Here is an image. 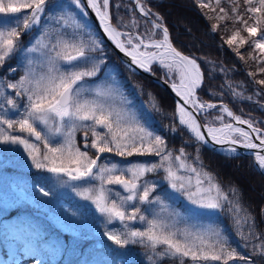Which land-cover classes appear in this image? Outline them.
<instances>
[{
	"label": "snow or ice",
	"instance_id": "snow-or-ice-1",
	"mask_svg": "<svg viewBox=\"0 0 264 264\" xmlns=\"http://www.w3.org/2000/svg\"><path fill=\"white\" fill-rule=\"evenodd\" d=\"M52 3L53 0H8L5 4L4 0H0V14H4L0 16V68L13 53L21 50L19 43L22 32L30 31L34 27L40 29L41 19L45 18L43 29L38 37L34 38V43L23 49L26 53H40V60L29 59L24 74L15 82L6 83L7 89L14 90L16 97H25L26 102L22 106L23 111H20L21 105L8 97V107H0V111L15 110L19 113L17 119L0 115V145L21 146L34 169L50 174L47 189L45 186H36L43 196L53 195L56 186L70 185L81 199L90 201L96 211L105 218L103 235L119 248L136 242L147 243L153 255L161 261L179 258L180 264H185V260H189L191 264H206L209 261L229 264L236 252L234 249L229 250L230 238L221 230L177 229L174 223L156 216L147 219L141 214V209L130 202H151L150 193L157 184L143 178L147 173L163 169L166 173L164 179L172 189L182 193L194 206V214H202L204 210L210 213L223 211L227 202L229 213L234 212L236 215L237 230L234 234L247 246V242L258 237L254 218L246 209L241 208L239 197L236 195L238 190L230 189L236 199L229 200L221 186L214 181L212 174L203 170L199 148L196 161L200 168H197L187 161L183 148L179 150V155L174 156L172 151L167 150L165 140L143 126L133 112L110 103L109 100L117 94L113 84H108L106 88L102 84L95 87L85 84L86 78L96 77L104 64V60L96 59L92 55L97 50L103 55L101 42L93 38L90 32L88 38H84L86 25L77 19V13L74 11H64L56 17L55 22L59 27L55 30V42L46 39L52 35V30L48 27L51 17L46 15V10ZM245 3L248 5L247 12L256 17L257 25L247 27V32L249 37H256L258 27L264 25V0H255L258 6H253L254 0H245ZM135 4L144 17L150 15V10L141 0H135ZM71 5H75L83 17L88 15V9L95 13L103 32L117 49L131 58L128 64L130 69L135 65L139 69L151 71V65L156 63L165 70V75L171 79V88L181 98L175 109L179 124L187 128L198 144L219 145L220 151L230 157L241 154L238 147L256 150L248 154L255 156L259 170L264 171V130L255 127L252 120L234 115L227 105L203 103L198 99L197 90L203 83L198 58L184 55L177 50L171 42L168 28L162 22L153 20V29L149 30L151 34L141 36L132 31H121L119 24L114 25L111 22L110 0H86V3L84 0H71ZM115 7L119 11L121 4L117 3ZM25 9L29 12L23 14L22 10ZM220 11L224 12V9ZM232 12L236 14V20L242 19L236 7L232 8ZM226 15H220L218 19L223 20ZM242 22L247 26L246 21ZM70 24L72 30L68 31ZM136 24L137 21L133 18L131 26L135 27ZM215 28L216 25H213V30ZM156 30L161 33L160 39L155 38ZM237 40L239 45L249 42L241 36L240 31H236L226 43L231 46L237 44ZM251 43L254 49L264 54V28H261L259 38L251 40ZM253 59L264 63V56ZM34 63H38L39 67L45 70L38 73L32 67ZM15 71V67L9 68V74H14ZM258 71L264 73V67H259ZM257 83L264 85V80ZM228 86L231 87L230 84ZM4 88L5 78L0 77V96L4 95ZM234 95L239 96L242 93ZM125 102L121 97V103ZM189 107L194 109L195 113L218 109L220 115L213 124L201 125ZM261 107L264 108V105ZM224 114L232 122L226 123ZM217 121L219 127L214 126ZM240 125H247V130ZM4 126H7V130ZM38 126H43V133L37 130ZM17 127L20 133L27 134V138L12 134L10 130ZM202 128L206 129V133ZM80 129L84 130L83 151L76 143V132ZM172 131H175V128ZM252 134H256L255 139L259 144L254 142ZM56 137L61 138L59 143H54ZM33 138L35 142H32ZM40 143L43 144V151ZM88 149L95 150V158L89 155ZM104 153H115L120 157H131L134 154L155 155L159 158V163L137 162L128 164L127 167H121L118 163H100ZM13 163L11 160L0 161V167H9ZM20 191L22 189L18 184H9L7 189L0 193V198L6 205L8 200L15 199ZM155 200L159 202L160 198L156 197ZM242 210L246 214L240 217ZM71 215L76 217L77 214L73 212ZM137 220L146 222L147 227L140 230L129 226L130 222ZM113 222H119L122 228L110 229L108 226ZM0 223L3 228L0 243L5 247V256L0 259V264H23L18 252L25 256L39 253L43 257L46 253L59 251L62 247L59 242L46 239L47 234L27 219L18 220L15 224L7 221ZM58 226L74 238H81L80 231L70 226ZM245 226L249 228L247 233L243 231ZM259 247L264 249V244ZM158 248L161 250L157 251ZM148 260L156 264L153 256H149ZM36 264H41V261L37 260Z\"/></svg>",
	"mask_w": 264,
	"mask_h": 264
},
{
	"label": "trees",
	"instance_id": "trees-1",
	"mask_svg": "<svg viewBox=\"0 0 264 264\" xmlns=\"http://www.w3.org/2000/svg\"><path fill=\"white\" fill-rule=\"evenodd\" d=\"M201 4L200 0H155L149 3V6L159 16V21L168 28L173 45L183 53L198 58L203 73L202 87L197 90L200 99L221 101L228 104L237 115L263 119L264 108L261 105H264V85L258 84L257 81L264 80V73L258 71L259 67H264V63L253 57H261L264 54L254 49L249 42L237 49L233 48L234 45L229 46L226 43L229 30L234 27V23L253 19V15L246 10L248 6L245 0H228V4L227 0L221 2V4H227L228 7L232 4L237 8L242 18L239 21L235 19L236 14L231 10H228L229 14L223 20L213 17L209 14V8ZM215 19L218 20L214 24ZM213 25H216L215 30H213ZM92 27L100 38L103 49V55L99 50L97 51L99 59L104 60L101 70L105 66L111 68L139 115L140 121L155 135H160L165 140L167 150L172 151L174 156L179 155V150L183 148L187 154V161L197 168H200V164L196 161L197 148H199L203 170L212 174L214 181L221 186L229 200L236 199L230 189L238 190L236 195L239 197L241 208L246 209L247 213L254 218L258 238L247 242L245 246V242L234 234L237 230L236 215L234 212L229 213L227 202L224 204L223 211L194 214L173 194L169 182L163 179L166 175L163 169L150 173L151 176L160 180L156 188L160 196L165 202L189 215L190 218L199 222H210L213 226L212 230L219 229L228 236L230 238L229 250L234 249L236 252V256L229 260V264H264V254H262L264 249L259 247L264 244V174L257 170L253 158L245 155L226 156L198 144L177 122L173 96L150 78L127 69L118 60L115 52L105 43L96 28L93 25ZM247 38L250 37L247 36ZM210 66H214L216 70L222 69L226 75L212 71ZM153 70L158 75H162L159 70ZM249 73L254 75H249ZM238 83H242L250 92L256 93L258 99H240L234 95V85ZM229 84L231 87L228 86ZM173 128L175 131H172ZM131 158L142 161L150 158L149 163H159V158L155 155L134 154ZM142 206V203L138 205L139 208ZM148 212L147 208L146 213ZM245 214L242 210L239 215L243 217ZM22 219H27L39 226L47 234L46 239L62 244L59 251L46 253L43 257L39 253L25 256L22 252H18L21 260L28 264H36L37 260H40L41 264H85V262L87 264H118L120 258L127 264H152V261L148 260L149 256H153L156 264H180L179 258L161 261L159 257L153 255L147 243L136 242L119 248L112 241L105 239L100 247H95L92 245L91 238L85 239L82 236L77 239L62 234L49 222L34 214L25 213L21 208L6 209L0 212V222L7 221L15 224ZM65 222L78 228L70 218H65ZM248 230V226L243 228L245 233ZM2 232V223H0V233ZM4 256L5 247L3 243H0V259ZM188 262L189 260H185V264ZM209 264H222V262L210 261Z\"/></svg>",
	"mask_w": 264,
	"mask_h": 264
},
{
	"label": "rangeland",
	"instance_id": "rangeland-1",
	"mask_svg": "<svg viewBox=\"0 0 264 264\" xmlns=\"http://www.w3.org/2000/svg\"><path fill=\"white\" fill-rule=\"evenodd\" d=\"M154 1L155 0H142L141 3L150 10V15L155 17L159 21V16L149 6V3ZM222 1L223 0H219V3H217V0H200V3H202L201 5H207V7L210 10L209 14H212L213 17L218 18V16L220 15H225V13L228 15L229 14L228 10L232 11V8L235 7L232 4H230L229 6L230 8H229L227 5L228 0H227V4H221ZM7 2L8 0H4L5 4ZM117 3L121 4L119 11H117V8L115 7ZM61 5H63L64 7H61ZM69 5H71V0H53L52 5L49 7L48 10H46V15H50L51 17V19L49 20L48 27L52 30V35L50 37H46V39H51L52 42L54 43L55 30L59 27V25H57L55 22V18L61 15L64 11H74L77 13V19L81 20V22L86 25V28L84 29V38L87 39L88 33L90 32L93 38L101 42L100 38L96 35V31L92 27L93 24L89 15L83 17L82 15L79 14V10L75 8V5H71L70 7ZM253 6H258V4L255 3V0ZM221 9H224V12H221L220 11ZM22 12L23 14H26L29 12V10L25 9L22 10ZM109 12L111 16V22L114 23L115 25L119 24L121 31H125V32L132 31L134 34L141 36L151 34L149 30L153 29V24L150 23L147 18L141 16L136 11L131 0H110ZM3 15L4 14H0V16ZM9 15L11 16V15H21V14H9ZM133 18L137 21L135 27L131 26ZM217 20L218 19H215L214 24ZM245 21L247 22V26H245V24L242 21L240 23H234V27H232L229 30V37H231L234 34V32L240 31L241 36L245 37V39L248 40L249 43H251V40L259 38L260 30L261 28H264V25L258 27V32L256 37L247 38V36L249 37L247 32V27L257 26L256 17L253 16V19L245 20ZM44 23H45V18L42 17L40 29L34 27L30 31L22 32L19 43V47L21 50L13 53L11 58L6 61V63L3 65L2 68H0V77L5 78L4 95L0 96V107L7 108L8 106L6 105V98L11 97L15 99L19 105H21L20 111H23L22 106L26 102V98L25 97L17 98L15 96L14 90L7 89L6 83L15 82L21 75L24 74V70L25 67L27 66V62L29 59L33 61L40 60V53L38 52L26 53L25 51H23V49L28 48L31 43H34V38L38 37L40 31L43 29ZM71 30L72 27L70 24L68 31ZM155 38L156 39L161 38V33L158 30H156ZM240 46L241 45L238 44V40H237V44H234L233 48L237 49ZM97 51L92 55L96 59H99L98 56L99 53H97ZM124 66L127 69H129L126 65ZM12 67H15L16 71L14 74H9V68ZM32 67H34L38 73L45 70L39 67L38 63H34ZM151 67L152 69L159 70L163 77L171 80L169 77L165 75V70L162 69L160 66H158V64L154 63L153 65H151ZM210 68L212 69V71L220 72V74H222L223 76L226 75L224 74L222 69L216 70L214 66H210ZM106 73H108L107 76ZM113 77L115 78V83H113ZM85 84L93 87L102 84V86L105 88L107 87L108 84H113L117 94L115 98L109 100V102L117 107H124L129 109L131 112L135 114L136 119L140 121L139 115L136 113V110L132 106L130 99L125 95L123 89L121 88L118 82V79L116 78L115 74L112 72L109 66H105L104 69H102L96 77L86 78ZM234 87H235L234 93H242V95L239 96L236 95L238 98L242 99V98L251 97L252 100L258 99L257 94L250 92L248 89L244 87L242 83L235 84ZM121 97H123L126 100V102L123 104L121 103ZM200 100L203 103H205L202 99ZM0 115H6L7 118L17 119L19 113L15 110L11 112L0 111ZM219 115L220 112L218 109L205 110L201 112V116L204 122L207 124H213L216 117ZM238 116H241L242 119L252 120L255 127L264 130V118L254 119L248 115H238ZM224 121L226 123L230 122V119L227 117L226 114H224ZM140 123L143 126L147 127L142 121H140ZM214 126L219 127L220 126L219 122L217 121L214 124ZM4 127L7 130V126ZM37 130L42 131V133L44 132L43 126H38ZM10 131L12 132V134L22 135L25 138H27V134L20 133L18 127ZM83 131H84L83 129H80L76 132V143L78 146L81 147L82 151L85 150L81 146L82 140L80 139V134ZM60 139H61L60 137L54 138V143H59ZM32 142H35L34 138ZM88 142L89 144L91 142V132H89ZM40 147H41V151H43L42 143H40ZM88 152L90 156L95 158V150L88 149ZM6 160H11L14 163L12 164V166L9 167H0V193L6 190L7 186L12 183L18 184L22 189V191L16 194L15 199L10 198L6 205L2 202V198H0V212L6 209L21 208L22 210H24L25 213H29L31 215L34 214L35 216L44 219L46 222H49V224L60 233L72 236L69 232L62 230V228L58 226V225H65L72 227L71 225L65 222V218H70L71 221L73 223H76V226L78 227V228L76 227H72V228L74 230L80 231L81 237L84 236L91 238V240H93L92 245H94L95 247H100L103 243L102 241L107 239V237L103 235L105 231V218L96 211L95 207L91 204L90 201H85L81 199L76 194V192L73 191V188L70 185L56 186L54 189V194L48 197L43 196V194L39 192L38 187L36 186L37 185L45 186L47 189V181L49 179L50 174L45 171L34 169L31 166L30 160L27 158V155L23 151L21 146L0 145V161H6ZM99 162L109 163V164L118 163L121 167H127L128 164H133L137 162L149 163L150 158L142 161L139 159H133L131 157H120L115 153H104L101 155V159ZM143 179L148 180L150 182H155L157 185H158V181L160 183L159 178H155L154 176H151L150 173H147ZM26 185H28V187H26ZM156 188L153 190L152 193H150L151 202L142 203L143 206L140 208L141 214L146 216L147 219L150 220L154 216H156L170 223H174L175 228L177 229L188 228L192 231H195L198 228L213 229V226L210 222H199L196 219H192L190 218L189 215L184 214L182 211L174 208L169 203L165 202L164 198L160 196ZM171 191L176 196V198L181 200L184 204H186L190 210L194 208V206L187 201L186 197H184L182 193L176 192L174 189H171ZM156 197L160 198L159 202H156L155 200ZM130 204L138 207L140 203L138 201H132L130 202ZM147 208L149 211L148 213H146ZM128 211L129 212L131 211V207L128 208ZM73 212L77 214L76 217H73L71 215V213ZM203 213L210 214V212H208L207 210H204ZM129 226L132 228H138L140 230H144L147 227V223L137 220L134 222H130ZM108 227L110 229L122 228V225H120L119 222H113V224L109 225ZM118 261H119L118 264H127L124 260H122V258H120ZM209 262H206V264H209ZM186 264H191V262L189 261Z\"/></svg>",
	"mask_w": 264,
	"mask_h": 264
},
{
	"label": "water",
	"instance_id": "water-1",
	"mask_svg": "<svg viewBox=\"0 0 264 264\" xmlns=\"http://www.w3.org/2000/svg\"><path fill=\"white\" fill-rule=\"evenodd\" d=\"M132 3H133V6L134 8L136 9V11L141 15L143 16L142 13H140L139 11V8L136 6L135 4V0H131ZM84 3H86V0H84ZM88 11V15L94 25V27L97 29L98 33L101 35V37L103 38V40L105 41V43L115 52L116 56L118 57V59L128 67V64H130V61H131V58L130 57H127L124 53H122L119 49H117L115 47V45L113 44V42L107 37V35L103 32V28L100 26L99 24V21H98V18L95 16V13L92 12L90 9L87 10ZM144 17V16H143ZM149 20L150 23H152L153 20H155L157 23H161L159 21H157L155 18H153L151 15H149L148 17H145ZM114 24V23H113ZM115 25V24H114ZM165 26V25H164ZM172 42V41H171ZM173 44V43H172ZM175 47V46H174ZM179 50V49H177ZM180 51V50H179ZM182 54L184 55H188L186 53H183L182 51H180ZM190 56V55H189ZM192 57V56H190ZM194 58V57H193ZM129 68V67H128ZM130 69V68H129ZM132 69H135V71H133ZM131 71L135 72V73H138V74H142L148 78H150L155 84L159 85L161 88H163L165 91H167L169 94H171L174 98V101H175V104L177 106V102L181 101V98L178 97L175 93V91L171 88V80L167 79V78H164L163 76H159L157 75L152 69L151 71H145L143 69H139L138 66H135L133 65L132 68L130 69ZM197 97H198V94H197ZM17 98H20V97H17ZM199 99V98H198ZM205 103H214V104H217V105H220V104H224V105H227L228 108L233 112L234 115L235 112L232 110V108L226 104V103H223V102H205ZM189 110L190 111H193L194 114L196 115V118H197V121L198 123H200L201 125H204L205 122L203 121L202 119V116H201V113H195V110L192 109L191 107H189ZM176 119L179 123V120L177 118V113H176ZM230 122H232L230 120ZM182 127L185 128V130L187 131V133L189 134V136H191L193 139H195L192 134L187 130V128L183 125H181ZM261 129V128H259ZM263 130V129H261ZM202 131L206 133V129L205 128H202ZM80 139L82 140V143H81V146L83 147V144H84V131L81 133L80 135ZM253 140L254 142L258 143L259 144V141L255 139V137H253ZM89 143V142H88ZM204 147H207L209 149H212L214 151H217L221 154H223L221 151H220V146L219 145H214L213 143H209L207 146H204ZM84 148V147H83ZM256 150H246L244 148H241V147H238V152L241 153L240 155H245V156H251L253 158V161H254V164H255V167L257 168V170L261 173L264 174V171L262 170H259L258 168V165L256 164L255 162V156L252 155V154H248L249 152H255ZM262 154H264V152H262ZM225 155V154H224Z\"/></svg>",
	"mask_w": 264,
	"mask_h": 264
},
{
	"label": "bare ground",
	"instance_id": "bare-ground-1",
	"mask_svg": "<svg viewBox=\"0 0 264 264\" xmlns=\"http://www.w3.org/2000/svg\"><path fill=\"white\" fill-rule=\"evenodd\" d=\"M147 42V41H146ZM141 50H143V49H141ZM179 102V101H178ZM177 102V103H178ZM224 103V102H223ZM177 118H178V120H179V117H178V114H177ZM240 126H242V127H244L245 128V130H247V125H240ZM258 128V127H257ZM253 135V137H255V135L256 134H252Z\"/></svg>",
	"mask_w": 264,
	"mask_h": 264
}]
</instances>
